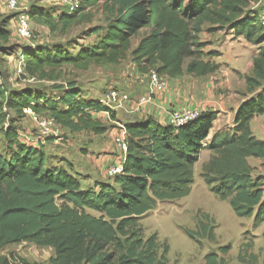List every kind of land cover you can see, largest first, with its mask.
<instances>
[{
  "label": "trees",
  "instance_id": "16d2710c",
  "mask_svg": "<svg viewBox=\"0 0 264 264\" xmlns=\"http://www.w3.org/2000/svg\"><path fill=\"white\" fill-rule=\"evenodd\" d=\"M255 1L79 0L73 14L58 12L56 19L36 4L29 6L30 20L62 31L89 9L99 8L104 19L103 26L88 30L89 36L102 35L74 53L68 45L20 48L25 72L37 81L58 80L65 66L86 71L91 66L118 65L129 52L143 77L150 71L167 79L184 74L205 77L219 66L203 60L205 43L200 35L226 29L259 47L251 75L244 78L247 89L257 93L238 105L232 128L214 133L210 140L217 115L211 111L200 112L179 127L151 118L124 123L122 172L112 184L95 183L84 189L67 168L48 163L41 146L21 143L18 123L23 111L31 109L52 117L69 133L103 135L108 128L93 115L107 113L115 121V113L84 98L74 81L53 86L55 94L49 98L29 88H7L0 73V264H39L13 253L1 255L5 247L23 243L52 249L49 264H168L167 248L159 255L155 236L144 239L138 219L157 201H176L190 194L193 167L204 151L211 154L201 174L208 191L227 201L235 216L253 217L255 227L264 223V177H253L248 163L264 159V139H257L250 127L254 117L264 115V28L259 12L247 9ZM11 18L0 14V44L11 39ZM142 30L146 35L131 50V41ZM184 234L193 241L215 239L212 227L203 222L196 231L184 230ZM228 251V247L219 250L223 256ZM204 264H225V260L209 253Z\"/></svg>",
  "mask_w": 264,
  "mask_h": 264
},
{
  "label": "rangeland",
  "instance_id": "374dc122",
  "mask_svg": "<svg viewBox=\"0 0 264 264\" xmlns=\"http://www.w3.org/2000/svg\"><path fill=\"white\" fill-rule=\"evenodd\" d=\"M29 1L56 19L55 12L60 7L54 0ZM247 9L256 13L263 11L264 0L251 2ZM99 10V8L86 10L80 16V20L66 31H62L59 26L51 29L41 22L30 20L31 34L28 40H22L16 36L12 23L9 43L7 45L0 44L2 48L0 50V73L6 87L11 90L29 88L52 98L55 94L51 90L53 86L74 81L86 93H92L93 88H95L94 85L99 84L102 79L106 84L101 90L102 95L99 100L111 89L125 93L117 89L115 82H118L117 80L122 73L128 74L132 71L134 64L131 62L130 52L125 61L118 65L91 66L86 71L65 66L60 70V78L56 81L36 80V82L29 83L22 79L18 80L15 76V66L19 59L20 48L23 46L68 45L74 53L80 47L93 43L95 37L88 35L89 28L104 25V19ZM206 28L207 26L203 27L204 30ZM146 33V30L140 31L133 38L132 45H135ZM200 42L205 43L203 60L218 64V70L205 77L196 78L186 74L183 77L185 79L184 84L197 89L198 98L196 100L202 104L203 109L206 111L214 110L212 112L217 113L212 131L207 139L210 140L214 133L231 129L233 111L242 101L257 93V90L250 92L247 89L244 78L251 75L252 60L258 55L259 47L248 43L242 37H236L232 31L226 29L212 34L203 32L200 35ZM208 52H214L216 56L209 57L206 55ZM188 63L189 60L184 62V68ZM136 82L147 85V78L138 77ZM126 105L128 104H123L121 109L113 112L122 113L124 109H127ZM128 112L137 115L143 111H140L141 113L134 111L130 104ZM20 127L22 128V126ZM250 127L252 134L257 139H264V115L254 117ZM62 134L59 132L63 141L73 139L67 134ZM1 145L0 140V147ZM55 150L56 148H50L48 152ZM210 156L211 154L207 151L202 152L199 156L198 162L193 167V184L187 197L176 201H157L150 211L138 219L142 236L144 239L155 236L159 255L163 253L164 248H167L165 257L168 264H204V257L209 253L221 256L225 260V264H262L264 223L255 227L253 217L239 218L235 216L227 201L218 200L208 191L201 174ZM248 163L253 169V177H264V159H249ZM88 213L98 216L93 212ZM200 222L212 227L215 236L214 241L207 239L193 241L184 234V230L196 231ZM225 247H228L229 251L223 256L219 250ZM9 253H13L28 262L39 264H49L53 257L52 249L39 248L28 243L8 246L1 251L2 256H7Z\"/></svg>",
  "mask_w": 264,
  "mask_h": 264
},
{
  "label": "crops",
  "instance_id": "0c3cea01",
  "mask_svg": "<svg viewBox=\"0 0 264 264\" xmlns=\"http://www.w3.org/2000/svg\"><path fill=\"white\" fill-rule=\"evenodd\" d=\"M30 5H32V2L29 0L20 1L21 9L29 7ZM58 12H60V10H57L55 14H58ZM0 14L4 15L1 12ZM12 23L13 21L10 20L8 24L9 30ZM101 35L102 33H99L97 35H91V37H95L96 41ZM137 43L132 45L131 41L130 49H134ZM138 77H141L142 79L145 78L138 73L136 66L134 65L130 73H122L119 76L117 80L118 82H115L117 89L127 93L130 97L145 95L148 92L147 85L146 83H137L136 80ZM184 80L183 76L175 79L166 78V89L153 94L151 102L143 108V112H140L141 114L133 115L128 112L129 103L126 105L128 110L124 109L122 113H115V121L110 119L107 113L94 114L93 118L99 120L104 127L108 128L107 132L103 135H94L91 132L69 133L65 129L60 128L59 132L61 134H67L73 139H66V141H63L62 136L60 137L59 135L60 138L55 137L56 139H49L41 145L48 163L53 166L67 168L68 171L80 181L84 189L93 187L95 183L112 184L113 180H109L106 177V169L109 166L116 164L121 156L120 150L114 144V138L120 131V126L129 121H140L146 118H151L161 125H167V117L170 110L177 108L186 107L198 110L199 112L206 111L203 109L202 104L196 100L198 98L197 89L184 84ZM91 82L93 83L94 81L92 80ZM105 84L106 83L101 79L99 84L94 85L95 88H93L92 93H86L85 90L79 85L78 86L80 87L84 98L99 101L102 95L101 90L104 88ZM236 109L233 111L232 116ZM209 111L212 112L214 110ZM18 125L22 126V128L25 127V130H30L32 122L30 118H25L22 119ZM62 141L63 143H61ZM50 148H56V150L48 152Z\"/></svg>",
  "mask_w": 264,
  "mask_h": 264
},
{
  "label": "built area",
  "instance_id": "2783aa9c",
  "mask_svg": "<svg viewBox=\"0 0 264 264\" xmlns=\"http://www.w3.org/2000/svg\"><path fill=\"white\" fill-rule=\"evenodd\" d=\"M21 0H0V12L12 16L13 31L16 36L22 40H28L31 34L30 19L27 15L29 7L20 8ZM60 7L59 10L65 15L73 14L79 8V0H54ZM258 18L261 26L264 28V11L258 13ZM15 76L24 82L33 83L36 79L31 78L25 72L23 59L19 56L15 66ZM148 93L143 96L130 97L129 95L117 90H109L108 93L99 102L110 109L117 111L123 107V104H131L132 109L140 112L143 108L151 102V97L156 92H161L167 87L165 77H158L154 71H150L147 75ZM24 118H30L32 127L30 130L20 129L18 131V138L21 143L31 147H39L43 145L48 139L59 137V126L55 120L43 114H35L31 109L23 111ZM200 112L190 108H177L170 110L167 117V125L179 127L188 121L198 118ZM119 132L114 138V144L120 150V158L116 164L109 166L106 169V177L113 179L118 176L123 170L124 154L126 152V133L122 126L119 127Z\"/></svg>",
  "mask_w": 264,
  "mask_h": 264
}]
</instances>
